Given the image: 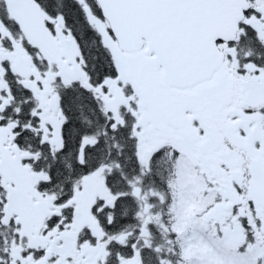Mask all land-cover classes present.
Wrapping results in <instances>:
<instances>
[{"label": "snow or ice", "instance_id": "obj_1", "mask_svg": "<svg viewBox=\"0 0 264 264\" xmlns=\"http://www.w3.org/2000/svg\"><path fill=\"white\" fill-rule=\"evenodd\" d=\"M0 264H264V0H0Z\"/></svg>", "mask_w": 264, "mask_h": 264}]
</instances>
